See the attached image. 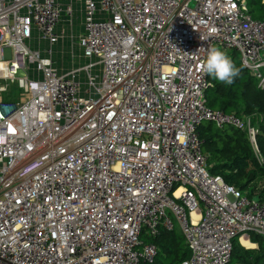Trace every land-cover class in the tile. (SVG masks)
I'll return each mask as SVG.
<instances>
[{
	"label": "built area",
	"instance_id": "obj_1",
	"mask_svg": "<svg viewBox=\"0 0 264 264\" xmlns=\"http://www.w3.org/2000/svg\"><path fill=\"white\" fill-rule=\"evenodd\" d=\"M72 8L0 0V264H151L173 219L181 264H228L235 240L264 239V199L212 174L197 132L235 125L255 144L251 123L207 106L201 65L212 46L264 62V19L247 0H85L87 62L63 72ZM15 83L22 99L4 100Z\"/></svg>",
	"mask_w": 264,
	"mask_h": 264
},
{
	"label": "trees",
	"instance_id": "obj_2",
	"mask_svg": "<svg viewBox=\"0 0 264 264\" xmlns=\"http://www.w3.org/2000/svg\"><path fill=\"white\" fill-rule=\"evenodd\" d=\"M247 5L254 18L264 19V0H247ZM228 53L237 67H241L240 56L234 51ZM209 80L211 84L205 92L207 106L234 113L241 118L244 114L250 115L251 124L257 130L255 145L248 131L235 125L225 124L219 127L212 121H204L197 128L202 150L208 156L209 171L222 176L227 184L245 193L257 176L264 177V88L258 85L257 78L246 68H243L241 75L231 85L222 83L210 75ZM9 94H5L7 97L3 99L18 100L11 98ZM247 195L264 199V190L259 195H253V192ZM251 236L254 243H261L263 239L256 233ZM150 240L159 248V253L151 264H181L190 255L189 247L184 243V235L175 233V230L163 229L159 236ZM250 252L235 240L228 264H232L233 259L235 264L258 263V260H250Z\"/></svg>",
	"mask_w": 264,
	"mask_h": 264
},
{
	"label": "rangeland",
	"instance_id": "obj_3",
	"mask_svg": "<svg viewBox=\"0 0 264 264\" xmlns=\"http://www.w3.org/2000/svg\"><path fill=\"white\" fill-rule=\"evenodd\" d=\"M84 13L81 12L80 15H75V19L73 20V17L70 18V20L66 21V23L63 22L61 27L59 28V41L54 47V63L56 68L59 71H68L72 68H78L83 66L87 59L84 58L82 50L79 46V38L82 35V31L84 28ZM260 16V15H257ZM74 21V22H73ZM4 54L7 58L11 57V49L6 47L4 48ZM238 60V58H237ZM236 60V61H237ZM32 68L34 66H31ZM24 70H20L18 76H24L25 75ZM77 80L82 82V86H86V72L85 70H81L77 73ZM8 92L2 93V97H7V93H10L9 96L11 98L15 99H22L23 92L18 88L17 84H11L7 90ZM5 95V96H4ZM9 97V98H10ZM242 119L246 123H251L252 118L250 115L244 114L242 115ZM255 141H256V135H255ZM262 160V158H261ZM264 190V177L259 175L257 176L253 182L250 183L248 189L245 191V193L253 192V195H259ZM174 225H175V233L182 234L181 227L179 223L173 219ZM147 239V238H145ZM186 241H184L185 243ZM251 244L252 247H247L242 245L244 249H248L250 252V260L254 262V260H258V263L256 264H264V240L262 239L261 243L258 241L257 244L253 243ZM232 264H235V259H233Z\"/></svg>",
	"mask_w": 264,
	"mask_h": 264
},
{
	"label": "clouds",
	"instance_id": "obj_4",
	"mask_svg": "<svg viewBox=\"0 0 264 264\" xmlns=\"http://www.w3.org/2000/svg\"><path fill=\"white\" fill-rule=\"evenodd\" d=\"M243 68H249L253 74H257L260 79L259 86L264 88V77H259V70L264 68V62L248 63L245 61L241 67H237L226 50L219 46H212L207 50L206 59L201 65L203 73L227 85L234 83L235 79L241 75Z\"/></svg>",
	"mask_w": 264,
	"mask_h": 264
},
{
	"label": "crops",
	"instance_id": "obj_5",
	"mask_svg": "<svg viewBox=\"0 0 264 264\" xmlns=\"http://www.w3.org/2000/svg\"><path fill=\"white\" fill-rule=\"evenodd\" d=\"M63 2H66V3H69L70 5H72V9H73V20L75 19V15H80L81 14V12L83 11V13H84V8H85V0H62ZM66 19V21H68L69 19H67V16L65 17ZM83 18H84V16H83ZM64 20V23H66V21ZM74 22V21H73ZM63 24V23H62ZM82 33H83V31H82ZM252 237V236H251ZM250 241H252L251 239H250ZM238 242H240V244H244L243 243V241H240V240H238ZM251 243V242H250ZM254 243V242H253ZM255 244H257V243H255ZM244 246V245H243Z\"/></svg>",
	"mask_w": 264,
	"mask_h": 264
},
{
	"label": "bare ground",
	"instance_id": "obj_6",
	"mask_svg": "<svg viewBox=\"0 0 264 264\" xmlns=\"http://www.w3.org/2000/svg\"><path fill=\"white\" fill-rule=\"evenodd\" d=\"M255 145H256V141H255ZM194 217L196 218L195 215H194ZM242 241H243L244 245L247 246V247H252L253 246L246 238H243Z\"/></svg>",
	"mask_w": 264,
	"mask_h": 264
}]
</instances>
